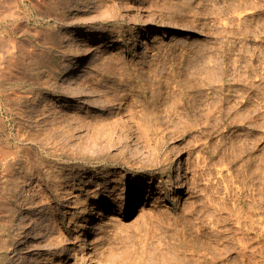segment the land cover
<instances>
[{"label": "rangeland", "instance_id": "rangeland-1", "mask_svg": "<svg viewBox=\"0 0 264 264\" xmlns=\"http://www.w3.org/2000/svg\"><path fill=\"white\" fill-rule=\"evenodd\" d=\"M0 264H264V0H0Z\"/></svg>", "mask_w": 264, "mask_h": 264}, {"label": "bare ground", "instance_id": "bare-ground-1", "mask_svg": "<svg viewBox=\"0 0 264 264\" xmlns=\"http://www.w3.org/2000/svg\"><path fill=\"white\" fill-rule=\"evenodd\" d=\"M89 6L91 7V5H89ZM153 30H154V28L152 27V25H148L140 33V35H139L140 38H144V37L150 36L153 33ZM106 35H107V29L106 28H102L98 32L92 34V36H90L89 38L83 40L81 42V44H80V48L77 47L78 49L76 50V52L77 53H82V52L85 53V51L87 50L88 47L90 48L91 46H94V45H100L102 43V41L105 39ZM79 56H81V55H79ZM74 64H75V61L74 62H70V63H68V62L65 63L62 71L60 72V75L64 71L65 72L71 71L74 68V66H75ZM50 97L51 96L49 94H40V95L34 97L32 100H30V102H28L26 107H27V109L29 111H36V110H38L41 107V104L44 103L45 101L49 100ZM74 101H75V97H71V98H68V99H65V100H61L57 104L56 107L59 110H66L68 107H70V105ZM168 151L169 152L171 151L172 153H174V155H175L174 157L175 158H177L178 160L180 159L178 150L176 148H171ZM167 154L166 155L164 154L165 155L164 158H163V164L164 165L167 164V162H169L168 161L169 158H168ZM176 168H177V166H176ZM180 168H178V170H176V173L174 174L173 178L171 179V181L169 183V184H171V188H176L177 189V188H182L183 187V178H182V172H181ZM33 185H34V176L32 174H28V175L24 176V178L22 180V184H21L19 190L14 195V199H20L21 197L26 196L27 200L31 201L35 197V195L32 193L33 192ZM127 190H129V189H127ZM52 193L54 195H56L58 193L57 187H56L55 191L52 192ZM179 194L181 195V192ZM139 197L140 196H136L135 201H139ZM129 201H130L129 191H126L120 198L119 208L121 210L124 209L126 207V205L129 204ZM86 215H90V214L86 213ZM86 221H87L86 224H88L89 220H86ZM22 237H26V236L24 235ZM85 237H87V234H85V236H84V242H82V244H80V249L83 252H85V253H89L90 257H95L96 255L93 253V250L90 249L88 243L86 242V238ZM19 238L18 237L14 238V241H13V245L14 246L19 242V240H20ZM15 255L16 254L14 253L12 258H14ZM99 257L100 256H98V259L102 260V258H99ZM104 261H105V259H104Z\"/></svg>", "mask_w": 264, "mask_h": 264}]
</instances>
